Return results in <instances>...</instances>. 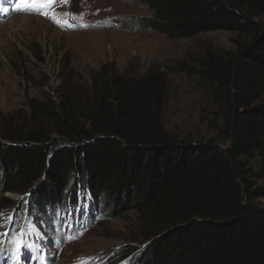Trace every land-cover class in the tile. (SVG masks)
<instances>
[{"label": "trees", "instance_id": "trees-1", "mask_svg": "<svg viewBox=\"0 0 264 264\" xmlns=\"http://www.w3.org/2000/svg\"><path fill=\"white\" fill-rule=\"evenodd\" d=\"M134 1L153 12L132 18L144 31L184 39L223 30L247 39L137 79L106 63L88 86L31 98L0 132V197L28 191L42 215L65 204L70 220L43 216L59 228L64 219L88 227L95 206L88 201L85 211V200L100 203L102 216L134 210L142 244L118 252L133 254L131 264H264V0ZM175 72L207 90L215 138L165 126Z\"/></svg>", "mask_w": 264, "mask_h": 264}, {"label": "rangeland", "instance_id": "rangeland-1", "mask_svg": "<svg viewBox=\"0 0 264 264\" xmlns=\"http://www.w3.org/2000/svg\"><path fill=\"white\" fill-rule=\"evenodd\" d=\"M0 7L9 8L8 12L0 11V132L6 123L17 122L31 98L57 99L62 90L88 86L92 72L106 63L115 64L128 78L137 79L165 70L177 60H197L208 47L233 50L234 39H247L223 30L184 39L144 31L132 18L151 16L153 12L134 0H56L57 18L67 19L76 27L59 26L41 14L18 12L13 0H2ZM64 13L75 15H61ZM27 16L31 23H26ZM82 23L89 26H79ZM214 108L196 77L182 72L169 74L164 114L168 130L195 140L215 138L210 125ZM253 163L258 169L257 160ZM82 183L78 190L83 188ZM258 184L264 185V179ZM28 193L0 197V211L5 218H12L0 220L4 225L0 232L8 233L0 236V264H10L16 231H21L24 242L33 246L22 247L19 264H41V253L46 256L44 264H131L133 254L122 256L118 252L142 244L141 235L130 221L136 218L134 210L121 216H102L100 203L85 200V211L88 201L95 206L93 221L88 215V227L75 232L66 219L59 228L57 222L49 223L43 217L55 214L70 220L65 204L60 213H48L44 208L42 215ZM33 198L36 201L35 195ZM259 201L264 205V197Z\"/></svg>", "mask_w": 264, "mask_h": 264}, {"label": "snow or ice", "instance_id": "snow-or-ice-1", "mask_svg": "<svg viewBox=\"0 0 264 264\" xmlns=\"http://www.w3.org/2000/svg\"><path fill=\"white\" fill-rule=\"evenodd\" d=\"M56 0H13L15 10L20 12V11H25V12H32V13H37L44 15L46 17H49L55 22L57 25L62 26V27H76L75 24H72L69 20H61L57 18V13L54 11V4ZM67 2V0H65ZM0 4H2V0H0ZM0 11L3 12H8L9 8L7 7H0ZM61 15H75L71 13H64ZM81 27H88L89 25L87 24H81L79 25ZM12 219L11 217H6L5 214L0 211V220H10ZM3 223H0V227H3ZM8 233L5 232H0V236H6ZM69 239H74V237H69ZM2 241H0V248H2ZM13 248H12V253H11V260L10 264H19L20 260V254H21V249L22 247H28L29 249H32V245H28L24 242L23 240V233L21 231H16L15 234L13 235L12 241H11ZM41 247V246H37ZM36 258V257H33ZM41 264H44L46 260V256L44 253H41L40 256Z\"/></svg>", "mask_w": 264, "mask_h": 264}, {"label": "bare ground", "instance_id": "bare-ground-1", "mask_svg": "<svg viewBox=\"0 0 264 264\" xmlns=\"http://www.w3.org/2000/svg\"><path fill=\"white\" fill-rule=\"evenodd\" d=\"M24 20V19H23ZM29 20H31L30 18H29V16H27V20H26V23H31V22H29ZM16 24V23H15Z\"/></svg>", "mask_w": 264, "mask_h": 264}]
</instances>
